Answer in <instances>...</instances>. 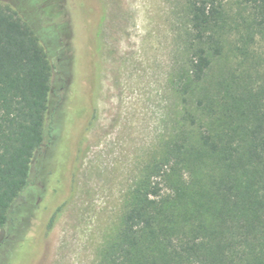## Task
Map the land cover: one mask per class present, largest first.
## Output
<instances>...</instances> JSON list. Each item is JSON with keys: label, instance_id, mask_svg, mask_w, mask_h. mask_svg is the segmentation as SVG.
I'll return each mask as SVG.
<instances>
[{"label": "trees", "instance_id": "trees-1", "mask_svg": "<svg viewBox=\"0 0 264 264\" xmlns=\"http://www.w3.org/2000/svg\"><path fill=\"white\" fill-rule=\"evenodd\" d=\"M236 4L243 30L224 4L187 1V67L174 84L180 97L174 137L131 189L117 235L97 264H264V71L258 53L264 0ZM228 29L242 39L232 47L237 67L214 73ZM59 37L56 25L42 28L0 4V230L12 225L14 234L28 214L36 217L21 207L19 219H9L14 201L33 189L37 156L44 148L48 166L63 162L49 148L58 118L51 91ZM82 124L70 128L73 149ZM191 167L200 168L206 182H176ZM164 173L175 182L163 188L151 182Z\"/></svg>", "mask_w": 264, "mask_h": 264}, {"label": "rangeland", "instance_id": "rangeland-1", "mask_svg": "<svg viewBox=\"0 0 264 264\" xmlns=\"http://www.w3.org/2000/svg\"><path fill=\"white\" fill-rule=\"evenodd\" d=\"M34 1L0 4L60 31L61 59L51 91L58 118L49 148L63 162L48 166L44 148L37 156L33 189L14 201L9 219L17 221L24 206L36 217L28 214L16 234L12 225L0 230V264H97L117 235L131 189L174 137L180 110L174 84L187 67L188 0ZM215 1L241 23L236 0ZM237 32L224 33L214 73L237 67L232 53L242 41ZM259 44L258 68L264 71V41ZM82 120L73 149L69 131ZM175 179L206 182V175L191 167ZM151 182L163 188L175 180L164 173Z\"/></svg>", "mask_w": 264, "mask_h": 264}, {"label": "flooded vegetation", "instance_id": "flooded-vegetation-1", "mask_svg": "<svg viewBox=\"0 0 264 264\" xmlns=\"http://www.w3.org/2000/svg\"><path fill=\"white\" fill-rule=\"evenodd\" d=\"M28 208H29V206H24V210H25V209L27 210ZM24 210H23V211H24ZM35 226H36V222H35Z\"/></svg>", "mask_w": 264, "mask_h": 264}]
</instances>
